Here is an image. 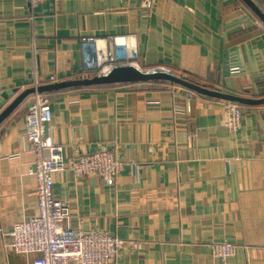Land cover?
<instances>
[{
    "label": "crops",
    "instance_id": "1",
    "mask_svg": "<svg viewBox=\"0 0 264 264\" xmlns=\"http://www.w3.org/2000/svg\"><path fill=\"white\" fill-rule=\"evenodd\" d=\"M251 1L264 13V0ZM120 34L135 38L144 68L244 96L264 86V22L244 0H154L149 15L142 0H45L34 10L28 0H0V113L31 88L34 70L40 85L52 83L51 75L57 82L93 76V51L82 38ZM231 65L241 72L230 74ZM44 95L52 108L48 134L67 164L102 148L126 163L111 185L97 174L76 178L69 168L54 175L73 227L126 242L108 264H219L211 244L224 241L237 246L228 264H264V105L244 107L233 131L223 125L225 100L172 83ZM31 97L0 122L5 232L38 213L26 140ZM4 242L0 233V264L37 256L8 251Z\"/></svg>",
    "mask_w": 264,
    "mask_h": 264
},
{
    "label": "built area",
    "instance_id": "2",
    "mask_svg": "<svg viewBox=\"0 0 264 264\" xmlns=\"http://www.w3.org/2000/svg\"><path fill=\"white\" fill-rule=\"evenodd\" d=\"M45 0H28L32 10ZM154 0H142L145 14L149 15ZM85 48H91L97 71L104 74L112 67L137 62L138 51L132 35L86 36L82 38ZM99 43V45H97ZM153 68V67H152ZM240 65H231L230 74H239ZM51 82H57L55 75ZM40 80L33 72L31 87L35 89L31 105L26 114V140L34 152V162L29 173L37 180L38 213L28 220L15 224L8 232L0 226L5 235L4 246L8 251L23 254L36 253L30 264H108L118 259L126 242L108 231L83 230L73 227L70 205L65 199L56 198L54 175L69 168L76 178L97 174L105 183L114 184L116 176L126 163L119 158L116 149L102 148L94 152L79 154L66 163L63 146L54 142L45 133V126L52 120L50 99L37 90ZM226 114L223 125L237 131L242 125L243 111L235 103L225 100ZM181 113L180 110L176 111ZM7 236V238H6ZM211 248L219 264H228L235 255L237 246L232 241L212 243Z\"/></svg>",
    "mask_w": 264,
    "mask_h": 264
},
{
    "label": "water",
    "instance_id": "3",
    "mask_svg": "<svg viewBox=\"0 0 264 264\" xmlns=\"http://www.w3.org/2000/svg\"><path fill=\"white\" fill-rule=\"evenodd\" d=\"M247 4H249L261 17L264 22V13L254 6L251 0H244ZM264 77V75H263ZM152 79H165L172 84H177L182 87H185L189 90L195 91L201 95L219 98L235 103H242L248 105H263L264 104V96H259L261 90H264L263 87H259L255 89V97L244 96L240 94L225 92L221 88H208L204 84H200L195 82L185 76H180L172 72L171 70H167L163 67L157 66L153 68H139L133 64H121L118 66L112 67L108 72L104 74H94L93 76L88 77H80L74 78L59 82H52L48 84H43L38 86L37 90L39 92H46L50 90H59L64 88L82 86V85H93V84H104V83H127V82H141ZM35 89L33 87L21 92L12 102L0 113V122L6 117L10 112H12L22 101V99L33 93ZM11 94V92H7ZM3 98H7L6 94L2 95ZM259 96V97H258ZM32 102L29 104L31 105ZM45 133H48V124L45 126Z\"/></svg>",
    "mask_w": 264,
    "mask_h": 264
},
{
    "label": "trees",
    "instance_id": "4",
    "mask_svg": "<svg viewBox=\"0 0 264 264\" xmlns=\"http://www.w3.org/2000/svg\"><path fill=\"white\" fill-rule=\"evenodd\" d=\"M178 75V74H177ZM181 76V75H180ZM138 84H152L153 86H167L170 82L165 79H152V80H146L141 82H136ZM119 84H126V83H104V84H93V85H82V86H76L78 88H87V89H94V88H109V87H115ZM127 84H133V82H127ZM44 93V92H43ZM256 96V95H255ZM259 96H264V93H260ZM258 96V97H259ZM242 110L244 107H250V106H259V105H248V104H242V103H236ZM264 105V104H263Z\"/></svg>",
    "mask_w": 264,
    "mask_h": 264
}]
</instances>
